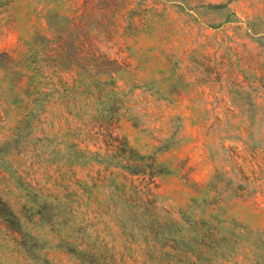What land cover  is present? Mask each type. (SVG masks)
Returning a JSON list of instances; mask_svg holds the SVG:
<instances>
[{
  "label": "rangeland",
  "instance_id": "rangeland-1",
  "mask_svg": "<svg viewBox=\"0 0 264 264\" xmlns=\"http://www.w3.org/2000/svg\"><path fill=\"white\" fill-rule=\"evenodd\" d=\"M10 1L0 0V55L16 54L41 33L70 37L71 19L82 15L92 24L87 32L109 37L108 57L130 65H107L115 79L108 101L123 104L117 132L163 174L155 179L152 205L130 208L125 196L101 186L100 207L110 209L91 217L93 236L109 245L146 246L160 221L169 225L168 243L176 238L189 251L199 234L212 233L226 240L210 241L220 248L205 253L212 264H239L244 256H232L233 246L264 241V0ZM14 79L0 61V144L24 117L12 103L19 95ZM24 158H13L14 165L29 171L31 159ZM127 190L136 197L131 184ZM0 194L15 208L25 203L11 182L0 181ZM5 255L0 248V264H11Z\"/></svg>",
  "mask_w": 264,
  "mask_h": 264
},
{
  "label": "trees",
  "instance_id": "trees-1",
  "mask_svg": "<svg viewBox=\"0 0 264 264\" xmlns=\"http://www.w3.org/2000/svg\"><path fill=\"white\" fill-rule=\"evenodd\" d=\"M90 12L86 10L84 16ZM82 19V15L71 19L74 32L70 37L59 32L51 37L41 33L30 43L23 41L16 54L0 55L1 63L15 78L13 92H19L12 103L24 110L18 128L0 144V181L14 184L25 198L24 205L15 208L0 194V248L6 261L212 264L205 253L212 247L214 251L220 248L210 241H226L212 233L199 234L194 239L195 248L189 251L181 248L176 238L168 243L169 225L160 221L150 235L152 244L136 248H129L131 243L127 242L109 245L90 233L96 226L91 217H106L110 209L100 207L97 192L101 186L109 185L113 196H125L130 208L131 203L152 205L149 199L154 197L155 179L163 172L155 160L141 156L118 134L123 104L119 99L108 101L109 81L114 85L115 79L107 65L117 70L130 65L126 58L108 57L103 47L109 37L87 32L92 24ZM26 46L29 49L25 52ZM21 51L25 52V63ZM22 66L30 68L31 75ZM24 157L31 159L29 171L14 165L13 158L18 161ZM78 166L87 171L85 177L74 170ZM128 184L136 197L129 196ZM53 187L61 190L55 192ZM84 196L87 202L82 205ZM66 224L72 225L69 231ZM229 252L244 256L239 264H264V241L233 246Z\"/></svg>",
  "mask_w": 264,
  "mask_h": 264
}]
</instances>
